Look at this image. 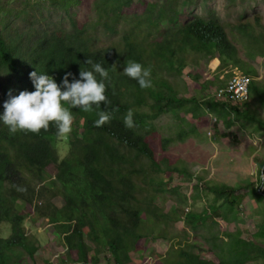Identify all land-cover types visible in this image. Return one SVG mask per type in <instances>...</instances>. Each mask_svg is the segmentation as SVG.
<instances>
[{
	"label": "trees",
	"instance_id": "trees-1",
	"mask_svg": "<svg viewBox=\"0 0 264 264\" xmlns=\"http://www.w3.org/2000/svg\"><path fill=\"white\" fill-rule=\"evenodd\" d=\"M179 1L165 0L157 16H152L156 8L148 2L137 14L128 11L134 0H94L95 13L87 22L72 20L69 26L54 28L35 23L23 28L18 24L14 30L8 23L0 28V117L10 93L18 96L21 91L35 90L29 76L33 71L47 74L59 84L67 72L78 79L80 70H92L85 64L91 58L111 78L106 82L110 104L91 113L71 109L73 131L68 137V154L63 158L53 143L59 138L55 126L40 135H10L0 120V224L8 223L11 231L0 237V264H19L24 257L36 263L39 243L28 232L26 223L29 220L33 225L38 219H46L48 227L63 241L65 252L57 264L72 260L83 264H100L102 260L106 264H129L142 252L141 240L157 238L170 241L160 264H264V220L252 239L244 238L239 229L224 231L216 222L213 225L217 226L208 225L219 215L230 220L229 215L241 202L235 186L199 176L195 188L213 197L210 209L200 212L180 208L189 197L179 193L178 186L170 190L179 198L175 207L165 211L157 203L160 194L167 191L166 178L170 181L174 173L188 171L168 156L158 158L151 143L158 130L156 120L175 110L195 117L198 108L197 97H186L177 79L169 75L181 76L190 65L199 67L203 62L215 61L213 79L200 83L198 96L202 94L205 103L217 109L227 107L236 115L262 123L261 115L248 104L250 98L264 104V80L251 62L258 57L264 59V26L260 18L239 21L232 25L231 32L216 14H192L176 24ZM79 2L53 1L67 10ZM7 12L11 13L10 9ZM165 19L171 27L161 25ZM124 24L127 28L121 31ZM116 35L119 38L113 41L105 39ZM128 61L151 68V88L142 89L123 73ZM239 74L250 77L247 98L212 94L215 86L225 90L230 78ZM189 76L195 81L201 78L197 72ZM190 100L193 107H186ZM129 109L134 113L133 129L126 128L123 122ZM101 110L112 113L113 119L96 127L94 122ZM188 124L178 133L180 140L199 134L194 123ZM173 140L162 137L163 150ZM50 166H54L53 173ZM260 170L264 172V160ZM260 182L264 185L262 177ZM262 192L259 198L264 200V189ZM57 198L62 199V204L56 202ZM220 200L223 201L219 203ZM178 221L190 226L195 234L205 229L200 236L216 260L197 252L198 240L190 233L174 229Z\"/></svg>",
	"mask_w": 264,
	"mask_h": 264
},
{
	"label": "rangeland",
	"instance_id": "rangeland-1",
	"mask_svg": "<svg viewBox=\"0 0 264 264\" xmlns=\"http://www.w3.org/2000/svg\"><path fill=\"white\" fill-rule=\"evenodd\" d=\"M53 1L0 0V8L4 9L0 13V28L8 23L12 30L16 29L18 24L24 28L32 23L51 28L69 26L72 20L90 21L95 13L92 8L94 0H80L78 5L69 10L58 7ZM164 1L134 0L128 11L140 14L146 7L145 3L148 2L156 8L152 16H157ZM154 7H151L152 11ZM9 9L11 13L7 12ZM178 10L179 16L176 24L189 19L192 14L204 17L216 14L225 23L228 32H231L232 25L235 23L239 21L254 22L257 17L260 18L264 26V0H180ZM161 25L164 28L171 27L167 19L162 21ZM121 27V31L127 28L125 24ZM119 35L105 39L110 42L119 38ZM238 46L241 54L245 56L242 43L238 42ZM251 62L257 67L260 74L259 78L264 80V59L258 57ZM215 63V61H211L209 64L203 62L199 67L190 65L181 76L169 75L170 78L177 79L186 97H197L198 104L196 107L198 108H196L195 117L192 113L181 112L179 114L175 110L169 114L161 115L156 120L158 130L156 136L151 138V143L158 158L168 156L174 164L176 163L188 171L184 174L174 173L170 181L167 180L168 177L166 178L167 191L160 194L157 203L165 211H170L175 207L179 198L170 190L178 186L179 193L189 197L184 205L180 206L181 209L197 212L204 209L209 210L213 197L211 195L205 196L202 190L195 188L198 177L205 176L207 179L226 182L240 191V205L229 215V221L219 215L210 219L208 225L217 226L213 225L216 222L219 223V229L224 231L239 229L244 238L252 239L264 220V200L259 198V194L263 193L264 189V185L260 182L261 177L264 179V172L260 170V164L264 160V104L255 98H250L248 102L249 106L261 115L262 123H260V121L236 115L227 107L217 109V107L205 103V98L202 94L198 96V91L201 90L200 83L207 79H213L212 69L216 67ZM196 72L201 76L199 81H195L189 76V74ZM217 90L219 89L215 86L212 94H215ZM191 102L193 101L190 100L186 107H193L190 106ZM182 118L187 120L183 122ZM189 122L197 126L199 134L197 136L190 135L186 139L180 140L178 133L181 128H188ZM68 137H59L53 141L60 158L68 154ZM162 137L174 138L166 150L162 148ZM49 171L53 173L54 166H50ZM222 201L220 200L219 203ZM56 202L62 204L63 201L57 198ZM26 228L38 240L39 250L36 263L31 258L24 257L19 264H57L62 261L65 246L63 241L48 227L46 219H38L33 225L28 220ZM174 229L181 233L184 231L190 233L194 239L198 240L197 252L204 258L216 260L209 250V244L200 236V232L205 229L200 228L199 234H195L190 226L182 221H178ZM10 232L8 223L0 224V237H6ZM141 245L143 246L142 252L136 254V259L129 264H160L159 259L167 254L170 241L164 238H157L150 242L141 240ZM66 262L83 264L75 260ZM100 264L106 263L102 260Z\"/></svg>",
	"mask_w": 264,
	"mask_h": 264
},
{
	"label": "clouds",
	"instance_id": "clouds-1",
	"mask_svg": "<svg viewBox=\"0 0 264 264\" xmlns=\"http://www.w3.org/2000/svg\"><path fill=\"white\" fill-rule=\"evenodd\" d=\"M85 64L91 65L92 70H80L78 79L67 72L59 84L47 74L31 72L29 76L35 90L21 91L18 96H11L10 93L11 98L4 103L5 110L0 120L7 126L9 134L19 132L40 135L55 126L58 137H67L73 131L74 116L71 109L91 113L94 109H100L101 105L110 104L106 95V82L111 80L109 72L91 58ZM123 73L137 81L142 89L153 86L151 68H145L141 63L128 61ZM69 77H72L71 82ZM97 115L98 119L94 122L96 127H102L113 119L112 113L108 111H98ZM133 116V110L129 109L123 121L128 129L136 127Z\"/></svg>",
	"mask_w": 264,
	"mask_h": 264
},
{
	"label": "built area",
	"instance_id": "built-area-1",
	"mask_svg": "<svg viewBox=\"0 0 264 264\" xmlns=\"http://www.w3.org/2000/svg\"><path fill=\"white\" fill-rule=\"evenodd\" d=\"M250 83V77L247 74L235 75L230 78L225 90L219 89L216 93L219 97L229 94L231 99L243 100L249 95Z\"/></svg>",
	"mask_w": 264,
	"mask_h": 264
},
{
	"label": "bare ground",
	"instance_id": "bare-ground-1",
	"mask_svg": "<svg viewBox=\"0 0 264 264\" xmlns=\"http://www.w3.org/2000/svg\"><path fill=\"white\" fill-rule=\"evenodd\" d=\"M60 264H69V263H60Z\"/></svg>",
	"mask_w": 264,
	"mask_h": 264
}]
</instances>
